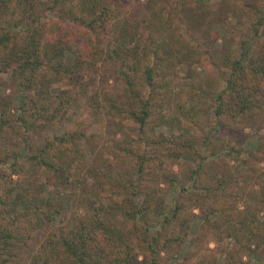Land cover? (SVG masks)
<instances>
[{
	"label": "trees",
	"instance_id": "1",
	"mask_svg": "<svg viewBox=\"0 0 264 264\" xmlns=\"http://www.w3.org/2000/svg\"><path fill=\"white\" fill-rule=\"evenodd\" d=\"M157 1L0 0V80L18 87L0 94V264H166L202 247L193 264H219L224 238L225 264L264 256V0ZM230 14L243 28L218 43ZM176 62L209 63L216 85L176 107ZM175 107L180 133L156 134ZM107 120L133 129L122 168L97 164Z\"/></svg>",
	"mask_w": 264,
	"mask_h": 264
},
{
	"label": "rangeland",
	"instance_id": "2",
	"mask_svg": "<svg viewBox=\"0 0 264 264\" xmlns=\"http://www.w3.org/2000/svg\"><path fill=\"white\" fill-rule=\"evenodd\" d=\"M145 1V0H142ZM163 1V0H161ZM161 2L160 0L155 3V6L159 5ZM154 6V7H155ZM219 25H214V34H219L218 37V43L222 39V36L224 34H228V36H232V31L234 32V28L238 27L242 30L243 27L238 26L236 20L234 19L233 15H227V17L223 16V18L220 21ZM224 28H227L228 31H224ZM194 31V30H193ZM230 31V32H229ZM206 33L205 29L197 30L196 32H192L191 34L194 36V40L192 42H197L198 44H201L203 49L205 45L208 43L207 38L202 36V34ZM190 34V35H191ZM184 35V33H182ZM214 36V35H213ZM212 36V37H213ZM210 37H208L209 39ZM73 58V53L72 52H67L66 53V62L69 63L71 62ZM168 79L171 83V89L173 90V97L172 101L176 104V107L178 104H182L184 98H187L191 95H199V92H204L206 91L207 88L213 87L216 84V76L217 73L216 71L211 70V66L209 63L204 62L202 64H197L193 63L192 65H187L184 62H176L174 65H171L170 69L168 70ZM113 84L115 87H117L119 84L117 82H114ZM215 84V85H214ZM10 86V87H9ZM55 88H60L61 90H65L68 88L67 83L65 81H61L57 84L54 85V89L52 92H55ZM18 87L14 85L13 83L7 84V81L0 80V94H11L12 90L17 91ZM204 96V93H203ZM176 107L174 109H166L163 111V117L165 120V124L162 127H157L154 132L156 134L162 133L165 136H170V135H178L180 133L179 128L175 124L173 120V115H175ZM174 110V112H172ZM106 111V107L104 108V113ZM73 119H70L72 121ZM107 123H104V127L101 130V133H99V140L97 143V146L95 147V153L97 155V164L101 165L102 167L106 168L114 164L115 166H118L122 168L121 163L116 159V156L120 154L119 150L122 145H125L124 141L126 138H130L133 136L132 132V127L128 123H123L119 128H116L114 125L110 124L109 120L106 121ZM70 124V123H67ZM66 124V126H67ZM182 128L186 129L188 128V125L184 122L182 124ZM61 127L54 124L50 127H47L45 131L42 133L40 137L36 136L33 137L32 140L36 141L37 143L41 142L45 137L48 135H51V133H57L61 131ZM119 130V131H118ZM206 127L203 126V123H197L194 127H192L190 134L199 136L203 132H206ZM122 156V155H121ZM193 166L197 164V160H189ZM206 162V161H205ZM111 163V164H110ZM233 170L236 171V168L239 167V165L235 162L230 163ZM111 167H114L111 166ZM261 168L264 167V165L260 166ZM256 168H259L256 166ZM115 171V169H113ZM261 170V169H260ZM258 179V178H257ZM256 179V180H257ZM260 179V178H259ZM49 193H54L55 190L51 187L48 189ZM243 205L239 204L237 210H243ZM194 213H197L195 211ZM256 220L260 223L264 224V210L257 208L256 211ZM200 220H196L195 223H193L192 230H191V235L190 237L193 238L197 233L200 225ZM207 242V241H206ZM207 246L210 249L215 250L216 249V244L214 241H208ZM219 249L221 251L217 252V260L219 264H225V257L226 253L233 248L231 245L230 240L227 238L221 239L220 244H219ZM252 245V249H253ZM223 249V250H222ZM188 251L191 255H193L197 250H195V247L192 245V243L187 244L182 249V254ZM188 253V254H189ZM198 256H179L178 259L168 261L166 264H179L182 261L183 258L187 257L188 259H191V264L195 263L198 261L200 258H209V253L204 252V248H201V252L197 251ZM200 254L202 256H200ZM166 256H162V258H165ZM243 260L249 261L247 264H264V256L262 249H259L252 257L251 259H247L245 256L243 257Z\"/></svg>",
	"mask_w": 264,
	"mask_h": 264
}]
</instances>
